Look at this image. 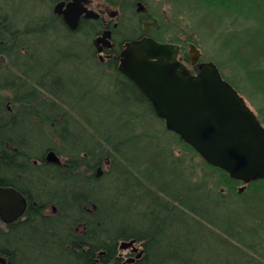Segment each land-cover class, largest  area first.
Wrapping results in <instances>:
<instances>
[{
    "label": "rangeland",
    "instance_id": "1",
    "mask_svg": "<svg viewBox=\"0 0 264 264\" xmlns=\"http://www.w3.org/2000/svg\"><path fill=\"white\" fill-rule=\"evenodd\" d=\"M149 1L151 11L161 15L163 31L159 37L182 43L186 55L188 44H194L201 61L216 65L222 78L244 99L264 127V31L257 33L258 27L264 26V16L238 15L201 0ZM53 3L50 0H0V7L11 16L19 38L23 37L28 45H39L41 55L50 53L51 64L53 61L58 63L52 71L65 77L67 97L60 99L57 91L58 96H53L51 91L55 88L52 85L49 93L42 87L38 92L76 122L84 131V140L98 142L104 148L103 140L94 129L101 131L102 137L110 133L112 141L124 143L129 140L121 148L128 160L135 163L119 161V164L133 178L139 179L143 175L140 182L145 189L137 186L133 179L127 184L122 179L117 180L112 174L109 155H103L101 164L94 167L95 173L98 167L101 171L98 177L95 176L97 194L104 197L119 192L121 201L130 209L127 220L133 223L136 215L131 206L136 203L132 204L131 194L142 197L147 189L154 196L167 200L157 191L159 186L172 191L179 189L181 182L188 189H201L207 193L208 200L204 201L208 203L202 201L194 206L207 221L190 215L195 222L175 236V240L182 243L185 257L191 259L187 264H264V182H250L238 192L243 183L226 181L220 171L209 167L191 146L168 131L161 119L146 113L147 104L139 101L137 92H131L126 83L115 80V73L86 57L92 36L83 31L68 34L58 22L48 18ZM164 16L168 18L167 22ZM121 23L126 25V10L122 11ZM7 60L3 59L0 64V75L14 71ZM0 100L9 102L16 110L28 107V104L14 101L13 94L7 89L0 90ZM127 110L133 112L120 113ZM2 117L7 119L5 115ZM31 133L35 136L34 141L59 147L49 124L34 125ZM42 147L43 143L36 144L31 155L34 158L40 156ZM108 149L106 152L111 154ZM51 150L58 156L60 164L65 161L63 156ZM90 161V165L95 164ZM81 171L91 174L86 168ZM200 198L203 200L206 196L203 194ZM147 201L149 203V199ZM136 206L137 210L144 207L143 204ZM84 209L91 212L93 206L86 205ZM80 229V225L76 226L75 232L79 233ZM140 243L135 242V246L141 249ZM19 246L28 249L29 264H65L64 257L56 260L53 251L48 252L42 246L33 245L34 250L26 243ZM118 251L129 257V248Z\"/></svg>",
    "mask_w": 264,
    "mask_h": 264
},
{
    "label": "trees",
    "instance_id": "2",
    "mask_svg": "<svg viewBox=\"0 0 264 264\" xmlns=\"http://www.w3.org/2000/svg\"><path fill=\"white\" fill-rule=\"evenodd\" d=\"M201 1L212 7H219L238 15L261 14L264 16V0ZM1 9L3 8L0 7V41H3L2 45L10 48L15 45L18 29H16L11 16L3 10L2 12ZM262 26L263 24L258 27L260 30L257 33H263L264 26ZM257 36L256 34L255 37ZM184 55L186 56V54ZM51 78L53 80L58 79L54 72H52ZM52 86L56 89L59 88L58 82L55 81H52ZM12 88L16 92V89L20 87L13 86ZM129 90L134 92L131 87ZM51 92L54 96L56 91ZM146 104L148 110L146 113L157 117L147 99ZM48 109L49 113L46 117L35 118L36 121L33 123L31 122L32 118L24 117V120L29 121L27 124L13 123L14 126L9 130L13 141L17 142L26 136V131L34 125L39 127L40 123H46L51 126V135L58 141L59 147L50 148L63 156L65 161L58 165L48 164L35 169L29 177V185L31 184L30 186L36 192L32 198L37 205H55L61 216L54 219L36 220L26 230H20L19 244L26 243L31 250H34L33 245L47 248L48 252L53 251L56 260L64 257L65 264H94L95 254L98 258L97 264H122L117 255L118 243L134 239L143 244L144 254L132 263L126 262L124 264L189 263L191 259L185 257L181 248L182 243L176 241L175 236L183 228L188 229L191 222H195L190 215L198 216L207 221V218L194 206V204L208 200L207 193L201 189L195 191L196 187L188 189L184 185L182 186L179 181L180 188L177 190L168 191L158 187L157 191L163 193L167 200L154 196V193L147 191V189L142 197L137 196L136 193L131 194L132 204L135 202L136 205L140 204L141 206L143 204L144 207L141 208L142 210H137V206L132 205L131 208L135 211L136 216L133 223L128 222L127 214L130 209L125 202L121 201L122 196L119 192L102 197L95 191L97 179L94 167L101 164L103 155H109L112 174H115L114 177L117 180L122 179L127 184L128 180L133 179L137 186L144 188L140 182L143 175L139 179L133 178L134 176L129 175V171L119 164V161H122L123 164L129 161L135 163L132 159L128 160L126 153L121 148V145L128 144L129 140L124 143L122 140L112 141L110 133H105V136L102 137V132L93 128L94 132L103 140V148L98 142L85 141L84 131L67 114L60 111L53 102H49ZM120 113L126 115V112ZM179 140L182 141L180 138ZM107 149L111 150L112 155L106 152ZM90 160L94 161L95 164L90 165ZM208 166L220 171L225 176L226 181L234 184L239 183V181L231 179L223 170L211 165ZM83 168L91 171V174H85L81 171ZM259 181L264 182V179L256 182ZM98 190L100 191V189ZM190 192L195 193L196 196L191 195ZM203 194L206 198L200 200ZM147 199H149V203ZM205 203L207 205L208 201L203 202V204ZM90 204L93 209L88 212L84 208ZM78 225L81 226L79 233L75 232ZM19 249V263L29 264L28 249H23V252L21 248Z\"/></svg>",
    "mask_w": 264,
    "mask_h": 264
},
{
    "label": "water",
    "instance_id": "3",
    "mask_svg": "<svg viewBox=\"0 0 264 264\" xmlns=\"http://www.w3.org/2000/svg\"><path fill=\"white\" fill-rule=\"evenodd\" d=\"M74 0L62 10L54 6L69 29L77 28L84 12ZM92 15L86 12L85 17ZM108 35L102 34V38ZM101 38V39H102ZM175 44L158 43L143 38L125 44L120 53L118 70L133 81L152 105L165 128L191 146L208 164L223 170L243 183V187L264 179V127L244 99L224 80L212 62H200L197 71L187 69L181 62ZM188 57L195 64L200 52L188 44ZM46 159L59 164L51 150ZM100 167L95 176L100 175ZM24 209L22 195L12 189L0 188V215L5 220L19 215ZM135 240L122 241L120 249L134 246ZM142 251L136 254L139 258ZM133 259H128L132 262Z\"/></svg>",
    "mask_w": 264,
    "mask_h": 264
},
{
    "label": "flooded vegetation",
    "instance_id": "4",
    "mask_svg": "<svg viewBox=\"0 0 264 264\" xmlns=\"http://www.w3.org/2000/svg\"><path fill=\"white\" fill-rule=\"evenodd\" d=\"M50 1L54 2V5L48 18L58 22L68 34H76L81 31L89 33L92 39L86 57L93 60L96 65L103 66L105 69L115 73V80L126 83L129 88L131 87L134 92H137L141 103H146L147 98L145 95L133 81L118 70L120 53L124 49L125 44L143 38L152 39L162 44H175L179 48L178 56L181 62L186 65L187 69L194 72L197 71L198 63L202 62L199 58L195 64H192L188 54L184 55L185 46L182 43L164 40L159 37L161 31H163L161 15H156L151 11L149 0L79 1L84 12L80 15L77 28L74 30L68 28L61 15L54 13V6L56 4L62 3V10H65L67 4L72 3L74 0ZM123 10H126V25L124 26L121 23ZM86 12L92 16L85 17ZM164 20L167 22L168 18L164 16ZM104 32H107L108 35L102 38ZM19 36L18 34L15 45L10 48L2 45L3 41H0V64L3 62V59H8L10 67L14 70L12 71L14 73L10 72L0 75V90H10L14 101L28 104V107H21L16 110L11 108L9 102L5 103L0 100V188L12 189L19 192L23 198L24 209L19 215L8 220H5L0 215V264H20V230H26L36 220L41 221L43 218L54 219L61 216L55 206L50 208L51 205H37L36 201L32 198L36 192L30 186L31 184L29 185V177L35 169L52 164L46 159V155L51 148L46 142L34 141L35 136L31 133L33 126L26 131V136L17 140V142L13 141L9 129L17 122L27 124L29 121L27 119L24 120V117L44 118L47 116L49 113V102L38 92V90H41L40 87L49 93L52 81L58 82L59 88L56 89L54 87V92H60L59 98L64 100L67 97L66 90L68 85L66 84L65 77L60 73L54 72L58 79L53 80L51 78L52 68L56 67L58 63L53 61L51 64L50 53L47 56L45 54L41 55L39 53V45H28L26 40L23 37L19 38ZM40 59L43 61L41 62ZM6 79L8 81L4 82ZM13 86L20 88L14 92ZM57 92H55L56 95ZM129 112L133 111H126V113ZM2 115H5L7 119L2 117ZM20 117L21 120H19ZM42 124L40 123L39 127ZM41 132L40 134L43 133ZM38 143H43V152L40 156L34 158L31 155V150ZM15 237L16 240L14 241ZM137 249V251H132V247H130L129 257L127 258L126 254L122 255L118 251L117 255L121 263L128 262V259H133L134 261L143 256V244L141 249ZM21 250L23 252L22 248ZM139 251H142V254L139 258H136V254ZM93 262L94 264L98 263L97 254L94 255Z\"/></svg>",
    "mask_w": 264,
    "mask_h": 264
},
{
    "label": "bare ground",
    "instance_id": "5",
    "mask_svg": "<svg viewBox=\"0 0 264 264\" xmlns=\"http://www.w3.org/2000/svg\"><path fill=\"white\" fill-rule=\"evenodd\" d=\"M51 151V150H50ZM136 242V241H135ZM135 244V243H134ZM118 246H119V244H118ZM136 247V246H135ZM130 248V247H129ZM138 248V247H137ZM120 249V248H119ZM128 263V262H127Z\"/></svg>",
    "mask_w": 264,
    "mask_h": 264
}]
</instances>
